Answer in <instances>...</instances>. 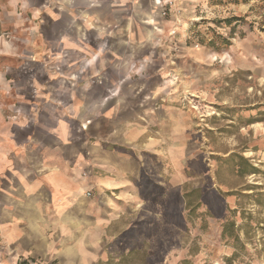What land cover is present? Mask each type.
Wrapping results in <instances>:
<instances>
[{
	"label": "crops",
	"instance_id": "obj_1",
	"mask_svg": "<svg viewBox=\"0 0 264 264\" xmlns=\"http://www.w3.org/2000/svg\"><path fill=\"white\" fill-rule=\"evenodd\" d=\"M8 5L35 23L0 62V264H90L171 112L143 72L167 18L154 0H0V19Z\"/></svg>",
	"mask_w": 264,
	"mask_h": 264
},
{
	"label": "rangeland",
	"instance_id": "obj_2",
	"mask_svg": "<svg viewBox=\"0 0 264 264\" xmlns=\"http://www.w3.org/2000/svg\"><path fill=\"white\" fill-rule=\"evenodd\" d=\"M180 1V20H165L155 61L143 71L154 95L148 102L171 112L165 127L150 133L137 196L90 264H151L130 252V242L148 245L161 236L182 246L154 264H264V0ZM6 8L0 62L12 65L21 54L10 50L25 43L35 22ZM195 188L222 198L206 196L191 211L185 194ZM176 209L187 228L179 233L169 228L178 216H163ZM130 228L136 231L128 234Z\"/></svg>",
	"mask_w": 264,
	"mask_h": 264
},
{
	"label": "trees",
	"instance_id": "obj_3",
	"mask_svg": "<svg viewBox=\"0 0 264 264\" xmlns=\"http://www.w3.org/2000/svg\"><path fill=\"white\" fill-rule=\"evenodd\" d=\"M204 190L203 188H195V189H191L190 192H186L185 194V199H186V208L190 209L192 208L191 211H194L195 208L198 207V205H201L200 203L203 202L204 198H207L208 196H212L215 198V200H220L222 197L220 194L216 193L214 191V189H211V191L207 192L206 194H203ZM207 196V197H206ZM200 199V201H199ZM181 209H176L173 210L171 212L167 211L163 213V216H167L170 213L173 216H178V221L171 224V226H169V228H171L173 231H175L176 233L179 232H183L186 231V227L184 225V222L182 221V216H181ZM159 231L160 229V225L157 223L156 226L154 227L155 231ZM165 234H167V231L169 230L168 227L167 229H165ZM136 231L135 228H130L127 232L128 234L130 232ZM157 237H159V234H156ZM130 245L132 247L131 249V253H140L143 256L146 257V259L148 260L149 263L154 264L157 260H163L166 255L170 252V250L172 249V247H180L182 246V244H172L170 243V241L165 240L164 237H160L157 238L156 241H154L153 243L151 242L150 244L146 245L144 242L141 243H137V240L130 242ZM150 251L153 252L152 255H150ZM127 260V257H124L123 262H125ZM188 260H184L182 264H187Z\"/></svg>",
	"mask_w": 264,
	"mask_h": 264
},
{
	"label": "built area",
	"instance_id": "obj_4",
	"mask_svg": "<svg viewBox=\"0 0 264 264\" xmlns=\"http://www.w3.org/2000/svg\"><path fill=\"white\" fill-rule=\"evenodd\" d=\"M180 0H154V4L161 10L163 17L169 18L171 16L176 15L175 21H179V4ZM172 33H176V29L172 31Z\"/></svg>",
	"mask_w": 264,
	"mask_h": 264
}]
</instances>
